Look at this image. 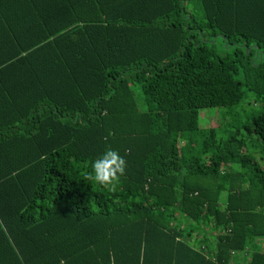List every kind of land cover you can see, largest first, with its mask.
Returning <instances> with one entry per match:
<instances>
[{"label":"trees","instance_id":"1","mask_svg":"<svg viewBox=\"0 0 264 264\" xmlns=\"http://www.w3.org/2000/svg\"><path fill=\"white\" fill-rule=\"evenodd\" d=\"M215 108L226 122L202 128ZM109 148L116 191L87 179ZM259 237L264 0H0V264H230L252 246L264 264Z\"/></svg>","mask_w":264,"mask_h":264},{"label":"clouds","instance_id":"2","mask_svg":"<svg viewBox=\"0 0 264 264\" xmlns=\"http://www.w3.org/2000/svg\"><path fill=\"white\" fill-rule=\"evenodd\" d=\"M127 161L117 150L107 149L91 164L87 179L99 184L108 191H116L120 178L126 173Z\"/></svg>","mask_w":264,"mask_h":264},{"label":"rangeland","instance_id":"3","mask_svg":"<svg viewBox=\"0 0 264 264\" xmlns=\"http://www.w3.org/2000/svg\"><path fill=\"white\" fill-rule=\"evenodd\" d=\"M216 40L218 41L219 43V49L220 50H224V43L223 41L221 40V37H217ZM135 91H136V94H137V97L139 99H142V93L140 91V89L138 87H135ZM252 107L254 106H249V112L250 110H258L259 107H254L252 109ZM227 109L226 108H215V109H205V110H202L201 111V127L204 128V127H211V126H222L224 122H226V118L224 117L226 115V111ZM225 112V115L223 114ZM245 118H246V114L244 115ZM245 120V119H244ZM244 133H247L246 130H244ZM184 228H185V231H190V227L188 226H185L184 224ZM259 247H261V245H258ZM250 249V254L253 252V246L252 247H248Z\"/></svg>","mask_w":264,"mask_h":264},{"label":"built area","instance_id":"4","mask_svg":"<svg viewBox=\"0 0 264 264\" xmlns=\"http://www.w3.org/2000/svg\"><path fill=\"white\" fill-rule=\"evenodd\" d=\"M228 231H231V230L229 229ZM257 244L261 245V247L263 248L264 247V237H259L257 239ZM202 247L203 249H206L205 246H202ZM249 251H250L249 248H247L245 251H232V259L230 261V264H246L245 261L249 260L251 257V254Z\"/></svg>","mask_w":264,"mask_h":264},{"label":"crops","instance_id":"5","mask_svg":"<svg viewBox=\"0 0 264 264\" xmlns=\"http://www.w3.org/2000/svg\"><path fill=\"white\" fill-rule=\"evenodd\" d=\"M212 232H213L214 235L211 233L210 229L207 228V233H208L209 236L211 237V241L208 242L207 244H206V243H202V245L204 244V245L206 246V250H207V251L210 250V247H212V246H213V243L215 242V240H214V236H215V232H216V231H214V229H213ZM197 236H199V235H194L192 238H193V239H196V241H197V239H198ZM199 238L201 239V236H199ZM192 242L195 243L194 240H192ZM202 245H201V246H202ZM262 246H263V245H262ZM260 248H262V247H260ZM263 249H264V247H263ZM241 261H243V260H241Z\"/></svg>","mask_w":264,"mask_h":264}]
</instances>
